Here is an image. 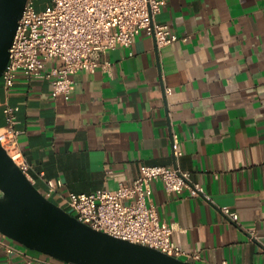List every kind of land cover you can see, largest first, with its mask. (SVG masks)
Here are the masks:
<instances>
[{"label": "crops", "instance_id": "crops-1", "mask_svg": "<svg viewBox=\"0 0 264 264\" xmlns=\"http://www.w3.org/2000/svg\"><path fill=\"white\" fill-rule=\"evenodd\" d=\"M157 19L182 38L159 46L143 30L104 55L108 67L77 72L69 93L20 73L12 90L0 87V127L4 103L19 106L28 174L44 192L62 179L59 203L62 193L132 183L145 164L189 170L214 201L152 183L173 239L203 264H264V0H169ZM0 236L15 247L0 241V264H68Z\"/></svg>", "mask_w": 264, "mask_h": 264}, {"label": "built area", "instance_id": "built-area-1", "mask_svg": "<svg viewBox=\"0 0 264 264\" xmlns=\"http://www.w3.org/2000/svg\"><path fill=\"white\" fill-rule=\"evenodd\" d=\"M168 2L50 0L44 8L38 9V0H28L11 47L9 63L0 79V87L12 90L23 72L29 78H50L56 94L69 93L75 86L77 72L108 67L109 62L103 59L104 55L118 46H131L143 30L154 35L159 46L180 40L182 36L174 32L168 23L157 19ZM55 59L61 60V63L45 71L47 62ZM18 110L19 106L4 103L6 124L0 127V140L28 173L29 164L19 148ZM173 147L177 155L183 154L178 134ZM154 180H162L170 193L189 191L214 201L205 185L195 180L189 170L145 164L132 183L122 182L115 189L62 193L60 204L80 220L115 236L148 244L181 258H200L199 252L191 253L173 239L175 226L162 217L153 201ZM63 185L62 179H49L46 195L52 198ZM223 210L233 220L239 221L236 210L229 206H224ZM0 235L7 237L2 232ZM0 241L7 245L10 252L15 251V247L1 236ZM29 264L40 263L32 256Z\"/></svg>", "mask_w": 264, "mask_h": 264}, {"label": "water", "instance_id": "water-1", "mask_svg": "<svg viewBox=\"0 0 264 264\" xmlns=\"http://www.w3.org/2000/svg\"><path fill=\"white\" fill-rule=\"evenodd\" d=\"M28 0H0V79ZM0 231L76 264H203L97 229L50 198L0 140Z\"/></svg>", "mask_w": 264, "mask_h": 264}, {"label": "rangeland", "instance_id": "rangeland-1", "mask_svg": "<svg viewBox=\"0 0 264 264\" xmlns=\"http://www.w3.org/2000/svg\"><path fill=\"white\" fill-rule=\"evenodd\" d=\"M50 0H38V9L44 8Z\"/></svg>", "mask_w": 264, "mask_h": 264}, {"label": "trees", "instance_id": "trees-1", "mask_svg": "<svg viewBox=\"0 0 264 264\" xmlns=\"http://www.w3.org/2000/svg\"><path fill=\"white\" fill-rule=\"evenodd\" d=\"M70 210V209H69Z\"/></svg>", "mask_w": 264, "mask_h": 264}]
</instances>
